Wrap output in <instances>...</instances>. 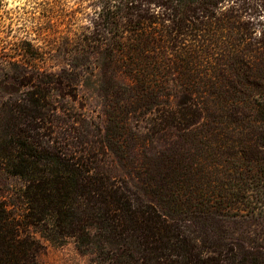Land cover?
Here are the masks:
<instances>
[{
	"label": "trees",
	"instance_id": "obj_1",
	"mask_svg": "<svg viewBox=\"0 0 264 264\" xmlns=\"http://www.w3.org/2000/svg\"><path fill=\"white\" fill-rule=\"evenodd\" d=\"M85 20L59 72L1 65L0 264H38L29 227L94 264H264V0H92Z\"/></svg>",
	"mask_w": 264,
	"mask_h": 264
},
{
	"label": "rangeland",
	"instance_id": "obj_2",
	"mask_svg": "<svg viewBox=\"0 0 264 264\" xmlns=\"http://www.w3.org/2000/svg\"><path fill=\"white\" fill-rule=\"evenodd\" d=\"M91 1L0 0V99L6 95L4 91L8 81L4 71H1V65L16 53L26 49L29 54L38 55V64L52 71L59 72L67 67L73 41L82 33L81 28L86 24L85 15L90 11ZM76 104L83 105L85 113L99 124L105 123V115L90 90H80ZM124 176L127 178L128 175ZM139 177L134 175L131 179L144 193L141 180L145 175L140 174ZM10 183L11 180L6 181L7 185ZM1 193L6 199H11L9 190L3 188ZM145 197H151L149 192H146ZM28 233L39 242L36 252L38 264H94L89 254L77 250L72 239L63 244H55L43 239L34 227H29Z\"/></svg>",
	"mask_w": 264,
	"mask_h": 264
}]
</instances>
